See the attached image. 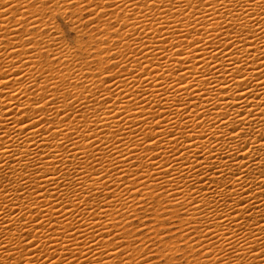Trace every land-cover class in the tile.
<instances>
[{
	"label": "bare ground",
	"instance_id": "obj_1",
	"mask_svg": "<svg viewBox=\"0 0 264 264\" xmlns=\"http://www.w3.org/2000/svg\"><path fill=\"white\" fill-rule=\"evenodd\" d=\"M179 241L264 264V0H0V264Z\"/></svg>",
	"mask_w": 264,
	"mask_h": 264
},
{
	"label": "rangeland",
	"instance_id": "obj_2",
	"mask_svg": "<svg viewBox=\"0 0 264 264\" xmlns=\"http://www.w3.org/2000/svg\"><path fill=\"white\" fill-rule=\"evenodd\" d=\"M54 20L58 24L59 29L61 30L62 40L64 41V43L66 41L65 44H67L69 47H75L78 44L77 41H76L77 38H78V36H77V33L75 32V30L71 27L72 25H71L70 21L67 20V18L65 19L63 16L58 15V14L54 18ZM85 40H87V38H85ZM86 44H90V43L87 42ZM152 219H153L152 215L151 216L149 215V217L147 216L145 218H140L139 217L137 219H134L132 226L133 227H139V226H141V227H147V225H146L147 222L151 221ZM143 222H145V225L142 224ZM158 223H159L160 226L163 225V226H161V227H163L162 229H164V228L165 229H168V228L173 229L171 227H174L173 226V223L170 220H168V219H163L162 221H160ZM137 225H139V226H137ZM171 239L174 240V238H171ZM168 242L170 243V245H175V243H174L175 241L174 242L173 241L171 242L170 239H169ZM178 243L181 245L180 250H179V248H177L178 250H176L175 249L176 247H173L174 250H173V248H172V250H169V249L166 248V245L165 244L159 243L157 245V249L158 248L159 249L158 250L155 249L156 251L154 250L155 251L154 252L155 255L157 254V259L158 260H161V262H163V264H187L186 260H188L187 259V258H189L188 256H190V254H192V251L190 250V247H186L185 244L183 245L182 241L181 242L179 241ZM163 247H164V249H163ZM165 250L167 252H168V250H169V252L173 251V253H170L169 254V252L167 253V252H165ZM187 250L188 251L190 250V251L188 252ZM186 252H188V253L186 254ZM166 254H168V256H166ZM171 255L172 256L174 255L175 256V259H171V258H173ZM167 258H169V259H167Z\"/></svg>",
	"mask_w": 264,
	"mask_h": 264
}]
</instances>
